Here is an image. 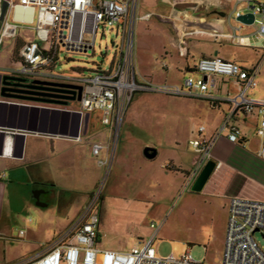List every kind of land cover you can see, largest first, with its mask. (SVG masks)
<instances>
[{"label": "rangeland", "instance_id": "obj_1", "mask_svg": "<svg viewBox=\"0 0 264 264\" xmlns=\"http://www.w3.org/2000/svg\"><path fill=\"white\" fill-rule=\"evenodd\" d=\"M100 1L95 0V4ZM142 1L139 9L143 7ZM233 23L241 26L237 20ZM139 29L138 21L135 26V53L140 74L139 49L141 44L147 47L149 41L143 39L141 42ZM255 30L253 26L241 35H249ZM20 32L26 40L34 34L30 28H21ZM14 43V40H5L3 45L0 44V64H11ZM123 44L122 30L118 35L117 28L101 27L94 53H73L62 48L53 74L65 80L95 77L98 70L111 69ZM253 44V47H263L256 41ZM229 51L241 55L247 64L250 63L248 65H252L250 68L262 59L259 63L258 91L255 93L254 90L253 93L256 96L264 93L261 88L264 83L263 54L258 51L257 55L256 50L235 46ZM19 54L17 50L13 57L15 61L20 62ZM143 95L156 97L160 94L139 93L133 97L116 143L117 159L110 172L108 168L99 166L92 155L93 143L106 144L111 136L110 127L104 126L102 120H95L101 114L97 112L93 115V127L84 143H65L62 158L47 160L44 167L55 181V186L48 188L47 195L34 201V191L26 190L18 195L15 187L4 188L8 179L4 180V185H0V264H22L48 249L76 222L81 210L100 191L104 248L131 249L136 245L141 246L137 238L149 239L153 232L151 225L156 224L160 229L154 248L160 258L172 255L180 257L190 250L197 262L223 264L228 225L223 199L193 192L189 182L191 173H184L186 177L182 181L161 172L154 175L156 181L150 185L147 180L128 178L137 174L130 166L135 153L141 149V142H149L151 148L159 150L156 159L144 162L152 168L158 170L169 158L181 154L183 161H186L185 170H191V161L197 157L190 145L191 132L195 125L204 121L201 119L199 122L190 101L185 103L174 98H154L155 102H139ZM72 107H76V104L73 103ZM111 141L114 144V138ZM250 141L253 144L260 142L254 136H250ZM246 148L253 147L250 144ZM135 162L137 166L141 165L140 161ZM38 202L46 206H37ZM255 238L264 252L263 235L256 234Z\"/></svg>", "mask_w": 264, "mask_h": 264}, {"label": "crops", "instance_id": "obj_2", "mask_svg": "<svg viewBox=\"0 0 264 264\" xmlns=\"http://www.w3.org/2000/svg\"><path fill=\"white\" fill-rule=\"evenodd\" d=\"M9 1L11 3L10 13L1 27L2 45L5 40H14L15 43L11 64H0V185H4V180L8 179L4 188L15 187L18 190V195H22L26 190H32L35 194L34 201H38L41 196L47 195L49 187L55 186L51 173L44 167L47 160L53 157L62 158L65 155V143H78L71 138L77 137L80 132H82L83 140L81 143H84L93 127L95 113L82 117L76 107H72L74 102L68 105L39 103L5 96L6 84L15 77L13 73L21 67V62L13 59L15 52L17 50L20 52L31 43L39 44L43 49H48L49 45L40 39L41 19L38 12L35 9L23 7L21 0ZM261 1L264 2V0ZM141 4L143 7L139 9L138 13L140 18L139 33H141L139 36L141 42L143 39H147L149 45L146 47L140 43V74L148 80L157 84H174L181 83L190 76L199 77L197 65L203 58L219 57L240 64L246 69L260 67L259 63L262 59L256 66L250 68L252 65H248L250 63L247 64L241 55L232 54L229 51L232 46H235L256 50L257 55V52L260 51L264 57V41L254 36L256 30L249 35H241L242 32L253 26L241 25L237 27L234 25L233 21L236 19H231V16L236 9L235 2L226 0H143ZM238 8L242 9L243 5ZM214 12L218 14H214ZM21 28L34 30L33 37L29 38L30 41L22 36ZM235 28L239 30L235 31ZM117 34H120L118 30ZM253 41L261 43L263 47H253ZM119 52L120 49H118L115 60L118 58ZM52 81L64 83L57 76ZM261 88L264 91V83L261 84ZM237 90V83L233 79L220 77L214 94L218 97H225ZM257 91L258 89L255 90V93ZM253 92L248 94L250 98L264 100V93L256 96ZM162 96L164 95L160 94L156 97L143 95L138 100L139 102H155L154 98H166L165 100L174 98L184 100L185 103L190 101L199 122L201 119L204 120L203 124L199 123L193 127L191 142L202 139L211 143L212 158L217 161L218 167L202 194L223 199L228 217L231 199L234 197L264 201V139L257 132L260 122L257 114H240L230 123L231 127L239 128L243 135L240 143L233 144L227 138L228 129L223 130L226 115L231 108L228 103H210L199 99ZM101 119L102 115L100 114L96 116L95 120L100 122ZM202 128L205 129L203 132H201ZM250 136L256 137L260 142L253 144L250 141ZM110 140L106 144H109ZM96 143L99 142H94L93 146ZM140 144L141 149L135 153V158L130 166L131 170H135L137 173L128 177L133 180H147L150 185L152 181H156L154 175L162 172L173 179L185 181L184 173H191L197 162V157L192 159V169L185 170L186 161H183L184 157L180 154L179 157L169 158L157 170L144 162L156 159L159 150L151 148L152 144L149 142ZM250 144L253 148L247 149L246 147ZM91 148L94 156L93 147L91 146ZM149 148L156 151L154 159H148L146 156V150ZM106 157V152L99 158L95 157L97 164L103 167L101 161ZM141 158L142 160H140ZM115 159H117L116 154ZM135 161H140L141 165L137 166ZM37 206L44 207L46 205L38 202ZM116 249L128 250L120 247Z\"/></svg>", "mask_w": 264, "mask_h": 264}, {"label": "built area", "instance_id": "obj_3", "mask_svg": "<svg viewBox=\"0 0 264 264\" xmlns=\"http://www.w3.org/2000/svg\"><path fill=\"white\" fill-rule=\"evenodd\" d=\"M236 4L231 16L238 20L253 13L256 32L254 36L264 41V2L261 0H226ZM140 0H21V5L35 9L41 19L40 39L50 45L43 49L31 43L20 51L21 67L13 73L27 83H54L61 49L73 53H94L96 39L101 27L122 30L124 44L111 69L101 70L92 78L63 80L64 85L82 88V97L76 101V109L82 117L101 113L102 124L111 129V140L118 144L120 130L133 97L139 93L162 94L176 98L199 99L210 103L225 102L230 110L223 130L228 129V140L240 143L242 132L230 123L240 114H257L258 135L264 139V100L252 99L248 94L259 86V67L246 69L240 64L219 57L203 58L197 65L199 77H187L181 83L157 84L138 72L135 53V26L139 18ZM243 5L242 9L238 6ZM244 26L245 24H241ZM238 31L239 29H234ZM3 36L0 30V44ZM220 77L233 79L238 86L235 93L225 97L215 96ZM205 129L202 128L201 132ZM82 132L74 141L81 143ZM109 144L96 143L93 154L109 172L117 149ZM197 155V162L189 180L193 182L203 166L212 159V144L198 139L190 143ZM102 192L94 195L78 216L76 222L48 249L22 264H204L194 260L188 250L184 255L160 258L154 248L159 229L156 224L149 239L138 237L141 246L128 250L104 248L102 230ZM256 234L264 237V201L234 197L229 207L226 245L223 264H264V252L256 241Z\"/></svg>", "mask_w": 264, "mask_h": 264}, {"label": "water", "instance_id": "obj_4", "mask_svg": "<svg viewBox=\"0 0 264 264\" xmlns=\"http://www.w3.org/2000/svg\"><path fill=\"white\" fill-rule=\"evenodd\" d=\"M10 9H11V3L9 0H0V30H1L2 25L5 23V21L7 19V16H8ZM214 14H218V13L214 12ZM254 20H255V15L253 13H251V14L241 16L237 21H239L240 23H243L245 25H251L252 26L254 24ZM42 84H46V85H50V86H58V87L67 88V89H71V90L75 91L76 95L74 97L68 99L67 102H56V104L63 103L65 105H68L71 102H76V101L81 100L82 88L79 86L54 84V83H42ZM35 102L41 103L44 101L37 100ZM47 103H51V102H47ZM146 156L148 159H154L156 157V151L154 149L149 148L146 150ZM195 165H196V163H195ZM195 165H194V167H195ZM217 167H218L217 161L213 158L210 159L203 166V168L199 172L196 179L193 182H191V180H189L190 184H192V191L195 193H202L204 191L205 187L207 186V184L209 183L211 177L215 173ZM192 172H194V171H192ZM192 172H191V174H192Z\"/></svg>", "mask_w": 264, "mask_h": 264}, {"label": "flooded vegetation", "instance_id": "obj_5", "mask_svg": "<svg viewBox=\"0 0 264 264\" xmlns=\"http://www.w3.org/2000/svg\"><path fill=\"white\" fill-rule=\"evenodd\" d=\"M7 97H16L22 100L34 102L37 100L45 103L67 102L74 97L75 91L58 86H50L42 83H27L20 77H13L4 88Z\"/></svg>", "mask_w": 264, "mask_h": 264}, {"label": "trees", "instance_id": "obj_6", "mask_svg": "<svg viewBox=\"0 0 264 264\" xmlns=\"http://www.w3.org/2000/svg\"><path fill=\"white\" fill-rule=\"evenodd\" d=\"M15 61V60H14ZM17 62H19V61H17ZM21 62V61H20ZM102 69H100V70H98L96 73H98V72H100Z\"/></svg>", "mask_w": 264, "mask_h": 264}]
</instances>
